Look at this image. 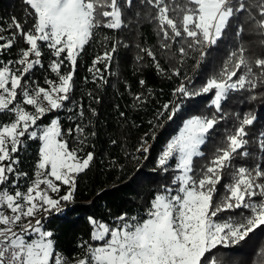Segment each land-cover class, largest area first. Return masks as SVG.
Masks as SVG:
<instances>
[{
  "label": "snow or ice",
  "instance_id": "6c2138e0",
  "mask_svg": "<svg viewBox=\"0 0 264 264\" xmlns=\"http://www.w3.org/2000/svg\"><path fill=\"white\" fill-rule=\"evenodd\" d=\"M25 2L34 10L30 12L32 27L25 31L13 18L9 27L18 31L0 44V51L11 48L17 35L26 44L18 50L17 59L0 60V115L9 117L7 122L0 121V264H67L66 258L55 250L52 231L44 229L37 214L60 212L62 204L73 201L77 176L89 168L93 153L80 157L78 150L69 148L59 116L46 125L38 121L48 113L63 110L70 101L77 58L95 30L129 27L133 21L125 23L124 17L134 7L147 9L144 16L156 25L162 53L167 55L175 46L180 63L190 54L198 53L196 66L199 67L208 49L224 38L234 19L238 21L235 31L238 46L229 52L219 71L199 88H191L192 79L186 77L173 90L175 98L210 94L209 107L214 110L210 116L194 115L185 119L159 153L156 168L172 174L170 183L162 184L154 193L143 215L121 214L114 225L89 216L91 240L97 243L79 245L84 256L75 259L74 264H222V253L220 258L215 255L210 258L213 250L238 245L264 226V163H256L254 167L245 166L246 161L236 163L251 155L247 128L254 124L255 116L252 113H244L243 117L235 115L232 127L225 130L211 156L199 166L195 161L205 158L202 146L217 125L232 115L223 109L230 94L264 87V58L246 55L248 48L240 39L244 24L249 23L251 31L261 37L259 43L264 47V0ZM240 14H245L242 22ZM134 15L137 17L135 23L139 24L141 12L136 11ZM4 39L0 36V40ZM107 40L109 37H105ZM121 43L115 40L111 51L97 56L89 71L99 74L100 69L95 66L110 62ZM42 46L55 57L49 61L48 68L56 80L46 75L47 87L30 79L37 66L43 67ZM137 48L139 53L152 59L159 73L165 74L151 48L139 44ZM139 53L136 58L142 60ZM175 55L173 52L169 59ZM65 61L73 71L62 73ZM171 72L173 76L180 75L179 68ZM249 98L256 99V96L253 94ZM136 100H141V96L137 95ZM28 106L33 110L29 111ZM181 108L182 104L174 99L162 105L156 119L167 116L171 121ZM92 112L95 115L94 109ZM78 115L81 119L84 116L82 106ZM73 119L75 117L69 116V120ZM73 131L68 128L67 135L72 136ZM75 133L79 143L84 145L87 140L84 127L77 124ZM26 140H39L40 146L34 178L26 190H21L19 180L28 174L17 170L16 154L27 147ZM258 147L264 152V133L260 134ZM136 151L149 153L150 146L144 137ZM64 186L67 191L59 195ZM226 212L232 215L222 219L221 214ZM254 264H264V245Z\"/></svg>",
  "mask_w": 264,
  "mask_h": 264
},
{
  "label": "trees",
  "instance_id": "16d2710c",
  "mask_svg": "<svg viewBox=\"0 0 264 264\" xmlns=\"http://www.w3.org/2000/svg\"><path fill=\"white\" fill-rule=\"evenodd\" d=\"M31 11L34 10L30 9L25 0H0V35L5 38L0 40V44L5 43L7 38L18 31L9 27L13 18L23 25L25 31L32 27ZM136 11L141 12L139 24L135 23ZM146 11L147 9L139 7L130 10L124 19L125 23L129 20L133 22L121 30L103 27L95 30L89 43L80 52L74 71L67 61L61 68L62 73L73 71L70 101L63 110L48 113L38 121L40 125H46L52 118L59 116L69 148L78 150L80 157H85L89 152L93 153L89 168L77 176L73 201L62 204V211H53L42 218L44 229L53 233L56 252L62 254L67 262L84 256V251L79 246L82 243L88 242L93 245L97 243L91 240L92 227L88 222L89 216L114 225L116 218L121 214L127 213L129 217L143 215L154 193L162 184L170 183L172 174H165L156 168L159 153L185 119L194 115L210 116L214 110L209 107L212 98L210 94L175 98L172 95L173 90L186 77L192 79L191 88H199L209 76L219 71L229 52L238 46L235 37L238 21L234 19L224 38L216 46L208 49L199 67L196 66L198 53L190 54L183 63H180V54L176 52L175 46L167 55L162 53L159 37L156 35V25L145 18ZM244 15H239L240 22L244 20ZM251 28V24L245 23L244 34L240 38L248 48L246 55L264 58V47L259 43L261 37L251 31ZM105 37H109V40L105 41ZM115 40L122 43L113 53L111 61H104L95 66L100 69L99 74L90 72L93 60L97 56H102L105 51H111V45ZM138 44L153 50L165 74L158 72L150 57L139 53ZM23 47H26V44L17 35L16 42L11 48L0 51V60L5 62L15 60L18 50ZM42 52L43 67L37 66L30 79L46 87L45 76L50 79L56 77L48 68L49 61L55 57L43 46ZM173 52L176 53L175 57L169 59ZM138 53L143 56L142 60H137ZM63 55L66 56V53ZM105 64L109 66L105 67ZM173 68H179V76L172 75ZM101 76L103 79H100ZM141 80L144 84L140 83ZM253 94L256 99L249 98ZM137 95L141 96V100H136ZM174 99L182 104L181 110L171 121L167 116L157 120L158 110H161L162 105ZM81 106L84 113L82 119L78 115ZM68 108H72L73 111L68 112ZM223 109L232 115L217 125L216 130L202 146L201 150L206 153L205 158L197 159L196 165L203 164L211 156L223 138L225 130L232 127L233 117L237 114L243 117L244 113H252L255 116L254 124L247 128L248 150L251 155L238 159L236 163L246 161L247 167L264 163V159H261L264 152L258 147L260 134L264 133V87H259L253 92L231 93L223 104ZM69 116L75 119L69 120ZM8 119L7 115H0V121L7 122ZM77 124L85 129L87 140L84 145L77 140L75 133ZM68 128L74 130L72 136L67 135ZM142 137L150 146L149 153L141 154L136 151L140 147ZM26 144L27 147L16 154L19 159L17 170L28 174L19 180L21 190H26L28 183L34 178L40 141L26 140ZM171 163L174 164L175 161ZM12 178L15 179L14 176ZM224 182L227 183V179ZM63 189L64 187L59 195ZM222 191L221 185V193ZM229 215L232 213H223L221 218ZM262 245L264 226L256 229L238 245L227 249L218 247L210 254V258L213 255L220 258L222 253V264H254Z\"/></svg>",
  "mask_w": 264,
  "mask_h": 264
},
{
  "label": "rangeland",
  "instance_id": "374dc122",
  "mask_svg": "<svg viewBox=\"0 0 264 264\" xmlns=\"http://www.w3.org/2000/svg\"><path fill=\"white\" fill-rule=\"evenodd\" d=\"M0 36H1V35H0ZM6 41H7V40H6ZM6 41H5V43H6ZM17 58H18V57H17ZM17 58H16V59H17ZM53 80H56V77H55V79H53ZM46 87H47V86H46ZM28 110H29V111H32L33 109L31 108V106H28ZM187 119H188V118H187ZM182 123H183V122H182ZM181 126H182V125H181ZM181 126H180V127H181ZM178 130H179V129H178ZM177 132H178V131H177ZM177 132H176V133H177ZM176 133H175V134H176ZM175 134H174V135H175ZM57 183H58V182H57ZM42 187H43V186H42ZM10 191H15V189H14V190H10ZM66 191H67V186H64L63 192H62L60 195H63V193L66 192ZM53 195H54V198H58V196H56V194H53Z\"/></svg>",
  "mask_w": 264,
  "mask_h": 264
},
{
  "label": "crops",
  "instance_id": "0c3cea01",
  "mask_svg": "<svg viewBox=\"0 0 264 264\" xmlns=\"http://www.w3.org/2000/svg\"><path fill=\"white\" fill-rule=\"evenodd\" d=\"M44 215H46V214H44V213H38L37 214V218H41V220H42V218L44 217ZM26 222V221H25ZM33 222H34V220H33ZM46 230V229H45ZM81 257H83V256H80V257H78V258H81ZM74 261H75V259L73 260V261H69V262H67V264H74Z\"/></svg>",
  "mask_w": 264,
  "mask_h": 264
}]
</instances>
